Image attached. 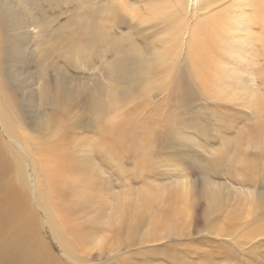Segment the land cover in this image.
Here are the masks:
<instances>
[{
  "label": "bare ground",
  "instance_id": "bare-ground-1",
  "mask_svg": "<svg viewBox=\"0 0 264 264\" xmlns=\"http://www.w3.org/2000/svg\"><path fill=\"white\" fill-rule=\"evenodd\" d=\"M106 3L110 8L104 13V17L118 15L120 21L129 24L130 33L127 45H122L117 38H110L109 42L104 43L103 41L109 37L110 24L115 23L107 19L99 22L98 30L95 32V38L104 43V49L112 54L104 75L105 80L101 77L102 81L95 85L93 92L94 98H98L101 106L116 105L121 101V94L129 98L136 93V87L146 86L148 83L156 85L161 94L168 92L174 97L181 93L180 81L191 78L209 99L229 102L233 106H243L253 112L255 125H246V128L239 130L236 128L238 132L235 133L234 139L229 136L226 142L238 143L237 139H241L249 143L254 142L264 150V0H106ZM92 6L95 16L98 15L99 8H108L104 5L98 8L95 1ZM40 10V0H0V129L3 135H7L5 142L0 131V200L4 194L3 202L0 201V263L93 264L92 256L89 259L93 249H99L106 243H111V246L116 244L115 248H111L113 253L121 251L118 249L119 245L135 249L139 244L138 240H148V237L159 232L161 223L155 220L150 232L141 234L139 231L141 222L133 219H142V216L140 218L137 212L133 211L140 209L145 213L144 211L151 210L152 202L156 199L152 195L151 187L153 190L161 185L150 181L149 183L153 184L145 187L144 192L138 193L141 200L132 206L125 200L126 195L120 197L122 195L120 191L111 192V196L115 197V201H112L115 204L111 211L101 213L105 217L98 214L99 218H94V222L90 223L93 234L88 232L87 224L78 222L84 216L93 215L89 210L91 205L88 204L97 195H104L109 190L106 182L108 180L97 179L95 183L94 178L97 177L100 165L97 167L91 159L93 147L98 146L97 150L108 159L113 157V144L120 145L124 150L139 147L145 152V159L140 160L142 169L152 161H149L151 147L144 140L145 133L139 136L138 130L134 127L130 129L131 131L128 130V124L135 126L129 114L120 123L114 119L112 111L100 119L102 124L104 120L108 122L106 129L112 145L102 141L97 143L96 140L90 142L86 139L81 141L76 154L74 151L72 156L65 155L63 147H60L55 139L62 130H67L69 115L65 113L67 109L57 112L61 108V99L56 100L49 90L42 95L46 99L53 96L52 106L56 114L45 117L37 133L32 127L25 125L23 122L25 108L21 97L18 96L20 94L18 85L14 83L16 66L14 63L11 64L13 68L10 67L12 74L9 76L8 62L2 59L8 54L11 57L13 51L9 50L14 48L16 40L31 34L29 27L39 28L37 35L44 31L42 25L50 21L43 13L40 15L35 13ZM154 88L155 86L151 90ZM144 97H147L146 92L141 89L133 100ZM34 99L35 95L28 96L29 101ZM133 100L116 106L114 110L127 108ZM89 109L94 112L93 106H89ZM130 114L133 115L131 112ZM222 122L224 124L226 121ZM148 128L143 126L145 130ZM164 132L162 131V134ZM170 140L167 133L163 137L159 136V139L155 138L154 143L160 141L165 144ZM229 149L230 146L225 145L219 150L220 154H235L234 161L244 160L242 155L236 156L237 151L231 152ZM229 157L232 158L233 155ZM222 158L219 156L212 164V168L225 160ZM33 159H36L32 162L36 167L28 174V167ZM87 162L92 163L94 168H90ZM262 166L260 159L256 162L247 160V178L250 181L257 180L256 177H260L262 172ZM134 170L139 174L142 171L138 163ZM180 179L173 183V188L162 185V189L158 186L162 193L159 190L155 191L159 192L157 196L161 195L165 200L172 194V199H176V203L179 201V206L176 204L172 207L173 210L170 211L172 214L182 212L188 216L192 201L191 184L189 178ZM16 181L19 186H16ZM219 186L206 179L203 194L212 209H217L215 205L222 199L223 194ZM237 190L244 194L246 201L238 202L237 206L232 207L225 220L232 221L241 215L249 228L244 236L251 242L264 235V191ZM33 202H36V207L32 205ZM40 209L42 217L39 214ZM121 220L124 224L117 227L115 237H109L107 232L113 234L112 228H116ZM43 228L47 229L58 242L63 253L65 252L67 261L63 262L62 258L53 254L49 243L43 237ZM101 231H107L106 235ZM180 232L178 236L181 235ZM214 232L219 236L234 235L233 231L222 225H217ZM237 245L242 246L241 241H238ZM259 245L263 246L264 243ZM151 250L153 251V248ZM126 264L159 262L136 260Z\"/></svg>",
  "mask_w": 264,
  "mask_h": 264
},
{
  "label": "rangeland",
  "instance_id": "rangeland-1",
  "mask_svg": "<svg viewBox=\"0 0 264 264\" xmlns=\"http://www.w3.org/2000/svg\"><path fill=\"white\" fill-rule=\"evenodd\" d=\"M40 1L41 10L35 13L37 15L43 13V16L48 18L50 22L42 25L44 31L40 35L36 34L39 28L29 27L31 34L23 37V39L16 40L14 48L9 50L10 52L13 51L11 57L8 54L6 58L2 59V61L8 62L9 76L12 74V71L9 70L10 67L13 68L11 64L14 63L16 66L14 83L18 85L20 91L18 96L21 97L25 108L23 110L25 125L29 128L32 127V130H36V133L39 132L43 119L56 114L52 106L54 96L56 100L61 99V108L57 112L60 113L63 109H67L65 113L69 115L67 117L69 119L67 130H62L55 139L56 143L63 147L65 155L72 156L74 151L76 154L79 146H81V141H86V139L90 142L96 140L97 143L102 141L112 145L109 132L106 129L108 122L104 120L102 124L100 120L112 111L114 119L120 123L129 114L135 122V126L128 124V130L131 131L130 129L134 127L138 130L139 136L145 133L144 140L151 147H149V155H151L149 161H152L146 165L149 170L146 167V169H142L140 160L145 159V152L141 151L139 147H129L130 150H124L120 145L113 144V157L110 159L97 150L98 146L93 147L91 159L97 164V167L98 164L101 167H98L97 177L94 178L95 183L97 179L100 181L106 179L108 180L106 182L109 190L104 193L106 197L97 195L88 204L91 205L89 210L93 212V215L84 216L78 222L82 221V223L87 224L88 232L93 234L90 223L94 222V218H99L98 214L105 217L101 213L111 211L112 206L115 204V202H112L115 201V197L111 196V192L113 193L115 190L122 193L120 197L127 196L125 200L132 206L138 200H141L138 193L144 192L145 187L151 186L153 183L160 184L161 186L158 185L159 188L162 185H165L166 188H173L176 180L185 177L189 178L191 184L190 199L194 202L191 201L188 216H186V213L175 210L177 213L172 214L170 212L173 210L172 207L176 204L179 206V201L176 203V199H172V194L165 200L163 196L156 195L159 192L155 190L162 193L158 186L153 190L151 187L152 195L156 198L152 202L151 210H146L145 213L140 209V212L138 209L134 210L133 212L136 211L140 218L142 216V219L135 218L133 220L141 222L139 231L144 235L150 232L153 221H160L159 232L148 237V240H138L139 244L135 246V249H133L134 247L130 249L124 245H119L118 249L120 248L121 251L113 253L111 248H115L116 244L111 246V243H106L99 249H93L94 253L92 251L89 255V259L92 256L93 264H126L136 260L149 262L155 260L159 264H264V245H259L264 243V235L248 242L244 233L249 228L241 215L238 219L232 221L225 220V216L232 207L237 206L238 202L243 203L246 201L244 194L237 189L264 191V150L254 142L249 143L241 139H237L238 143H235L236 141L226 142V138L229 136L234 139L235 133L238 132L237 129L255 125L256 120L253 119L255 118L253 112L243 106H233L229 102L209 99L208 95L199 89L196 81L193 82L190 77L188 78L191 80L180 81L181 93L174 97L169 95L168 92L161 94L156 85H153L155 88L151 90L153 86L148 83L146 86L136 87V93L129 96V98L121 94V101L116 105L101 106L98 98H94L95 93L93 92L95 85L105 80L104 75L111 60L112 54L104 49V43L109 42L110 38H117L122 45H127L130 33L129 24L120 21L116 14L111 15L110 18L104 17V13L110 8L106 0ZM94 1L98 8L101 5L108 8H99L98 15L95 16V12L92 11ZM104 19L115 23L110 24L109 37L102 43L95 38V32L98 30L99 22ZM141 89L145 90L147 97L133 100ZM47 90L53 94L51 98L49 97L50 99L48 98L49 100L42 95ZM30 95H35V99L29 101L28 96ZM42 97L43 100H41ZM47 100L48 103H46ZM131 100L133 101L130 102L127 108L114 110L116 106ZM89 106L94 107V112L89 109ZM222 121L226 122L223 124ZM79 125L81 127H78ZM143 126L149 127L148 130L143 129ZM228 128L232 129H229V131ZM162 131H166V133L162 134ZM167 133H169L170 141H172H169L171 144L166 142L167 144L165 143L166 146L164 147L165 144L160 141L154 143L155 138L158 137L159 139V136L163 137ZM1 135L3 141L6 142L7 135H3L2 131ZM136 142L138 141L136 140ZM225 145L230 146L229 150L231 152L237 151L236 156L242 155L244 160L234 161L235 154H220L219 150H222ZM230 155H233V157L230 158ZM215 156L217 158L219 156L223 157L222 159L225 160H222L220 164L217 163V167L212 168V164L217 159ZM249 159L252 162L260 159L263 165L260 177H256L257 180L254 181H250L246 176L247 160ZM34 160L36 159H33L28 167V174L32 173L36 167L32 163ZM87 163L90 168H94L92 163ZM137 163L142 170L140 174L135 173L134 170ZM206 179L218 186L220 185L218 188L222 190V199L220 203L215 205L218 207L217 209L211 208L212 206L203 194ZM31 181H33L32 177ZM150 181L153 183H149ZM15 183L16 186H19L18 181ZM65 192L67 193V191ZM3 198L4 194L0 201ZM32 205L37 206L36 202H33ZM41 212L40 209L39 214L42 217ZM169 215L170 217H168ZM175 220H178V222ZM148 222H151V224ZM123 224V220L118 222L116 228H114L115 230L112 228L113 234L106 231L107 235L115 237V233L118 231L117 227H121ZM217 225L227 226L233 231L234 235H217L214 232ZM168 226L169 228H167ZM179 231H181L180 236H178ZM106 232L103 231L102 233L106 235ZM43 234L53 254L62 258L63 262L67 261L68 259L64 255L65 252L63 253L52 234L45 228H43ZM238 241H241L242 246L237 245ZM151 248H153V251ZM141 251L142 254L139 255ZM128 252L129 254H127ZM123 253H126V256ZM69 263L73 264L72 262Z\"/></svg>",
  "mask_w": 264,
  "mask_h": 264
}]
</instances>
